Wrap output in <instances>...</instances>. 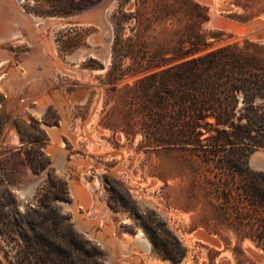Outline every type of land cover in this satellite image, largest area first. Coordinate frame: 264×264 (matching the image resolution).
<instances>
[{
	"label": "rangeland",
	"instance_id": "374dc122",
	"mask_svg": "<svg viewBox=\"0 0 264 264\" xmlns=\"http://www.w3.org/2000/svg\"><path fill=\"white\" fill-rule=\"evenodd\" d=\"M199 1L209 7L203 30L217 33L200 53L246 39L264 45V31L247 29L264 26V0ZM101 2L50 15L35 11L55 0H0V211L14 229L0 219V264H27L22 215L38 207L57 237L84 241L87 264H264V212L243 209L250 201L242 192L252 189L245 177L264 172L252 162L264 147L246 157L238 145L155 142L163 125L149 115L139 80L176 63L147 69L148 57L176 44L187 18L163 16L174 0H109L107 31L102 9L89 11ZM213 8L219 22L211 25ZM202 130V139L217 134ZM47 191L61 198L43 202ZM76 213L109 245L85 232Z\"/></svg>",
	"mask_w": 264,
	"mask_h": 264
},
{
	"label": "trees",
	"instance_id": "16d2710c",
	"mask_svg": "<svg viewBox=\"0 0 264 264\" xmlns=\"http://www.w3.org/2000/svg\"><path fill=\"white\" fill-rule=\"evenodd\" d=\"M55 1L51 9L35 12L70 15L102 0ZM164 10V17L173 15L180 21L186 17L187 22L179 28L180 36L174 46L162 48L147 58V69L176 63L139 80L149 115L157 116L163 125L155 132V142L158 145H187L206 140L216 148L238 145L247 152L246 157L251 148L264 147V45L246 39L242 45L234 42L200 53L213 44L209 35L217 38V33H207L202 28L209 18V7L199 0H174L166 2ZM249 17L241 15L240 19ZM116 41L117 37L115 53ZM167 117L172 120L169 124ZM227 128L233 131L229 132ZM202 129L214 130L217 134L202 139L205 134ZM252 131L256 132L255 136ZM252 174L253 179L244 178V185L252 189L242 190L250 201L243 202V209L252 208V211L262 213L264 172ZM48 193L43 195V202L61 198ZM22 217L27 228H23L21 235L24 246L20 253L27 264H35L34 257L41 264H87L82 259L88 252L84 241L74 236L57 237L40 207L27 210ZM0 219L8 231L14 232L13 223L5 212L0 211ZM154 244L158 246L156 241ZM259 246L264 248L262 239ZM166 258L173 262L181 260L171 255Z\"/></svg>",
	"mask_w": 264,
	"mask_h": 264
},
{
	"label": "bare ground",
	"instance_id": "6f19581e",
	"mask_svg": "<svg viewBox=\"0 0 264 264\" xmlns=\"http://www.w3.org/2000/svg\"><path fill=\"white\" fill-rule=\"evenodd\" d=\"M109 3V0H107L106 1V3H105V5H103V8H101L102 9V11H101V13H102V24H104L105 26H103V27H105L106 28V30L107 31H109V29L107 28V24L105 23L106 21H105V18L103 17V9H104V7L107 5ZM108 6V5H107ZM111 6V5H110ZM215 7V6H214ZM14 8V7H13ZM217 8V7H216ZM108 9V8H107ZM220 9V8H219ZM212 17H217V14H216V9L215 8H213L212 9ZM92 14V13H91ZM92 18V17H91ZM25 19V18H24ZM23 19V20H24ZM54 19V18H53ZM27 20V19H26ZM87 21V20H86ZM61 22V21H60ZM95 22H96V20H95ZM52 23V22H51ZM90 23V22H89ZM96 25H98L97 24V22H96ZM45 26V25H44ZM49 26V25H48ZM28 27V26H27ZM26 27V28H27ZM104 28V29H105ZM11 30V29H10ZM37 30V29H36ZM105 30V31H106ZM38 31V30H37ZM13 32V31H12ZM39 32V31H38ZM33 33V32H32ZM37 33V32H36ZM11 35V34H10ZM17 35V34H16ZM13 36V35H12ZM95 37V36H94ZM106 44H108L107 42H106ZM50 46V45H49ZM108 46V45H107ZM105 47V46H104ZM104 49V48H103ZM109 49L110 48H107V47H105V49H104V51L102 52V54H103V56H104V58H107L108 57V54L110 53L109 52ZM85 52H86V50H85ZM81 53L82 52H79V53H76L74 56L75 57H78V56H81ZM99 54V53H98ZM43 56V55H42ZM96 56H97V53H96ZM110 57V56H109ZM103 59V58H102ZM49 60V59H48ZM108 61V60H107ZM47 65V64H46ZM48 66H50V65H48ZM59 67V66H58ZM58 69V68H57ZM85 76V75H84ZM85 78V77H84ZM57 102V101H56ZM59 104V103H58ZM39 108V107H38ZM42 109V108H41ZM41 109L39 110V112H41ZM41 114V113H40ZM57 130V129H56ZM52 133H53V131H52ZM54 136V135H53ZM56 136V135H55ZM57 137H58V135H57ZM56 138V137H55ZM57 139V138H56ZM60 141V140H59ZM59 143V142H58ZM94 143V142H93ZM53 152H54V150H53ZM65 152V151H64ZM62 153H63V151H62ZM62 159V158H61ZM252 162H253V164H254V166H262V167H264V152H258V153H256L254 156H253V158H252ZM62 164H63V161H62ZM64 165V164H63ZM30 187V186H29ZM24 189V188H23ZM73 189H74V192H75V194H77V195H79V194H81L82 193V191L80 190L81 188L77 185V184H75V183H73ZM21 193H23L22 191H21ZM25 194V193H24ZM83 195V194H82ZM85 196V195H84ZM82 197V196H81ZM80 198V197H79ZM140 203H141V205H147V204H149V203H151V201L149 200V199H147V198H141V200H140ZM73 208H75L74 207V205L72 206ZM77 209V208H76ZM76 209H74V210H76ZM164 211V210H163ZM76 212V211H75ZM74 212V213H75ZM76 216V221H77V223H78V225L83 229V230H85V232L87 231L88 232V234L90 233L92 236H94L95 238H97V239H99L100 241H102L106 246L107 245H109V242H107V241H105L104 239H103V237L100 235V234H97L96 232H94L93 231V229H91L90 228V225L87 223V222H85L83 219H82V217L80 216V215H78L77 213L75 214ZM93 228V227H92ZM97 232H99V231H97ZM211 236V235H210ZM202 238H203V236H201ZM207 237V236H206ZM110 239V238H109ZM204 239H208V238H204ZM111 241V240H110ZM209 241V240H208ZM219 243V242H218ZM109 249H112V248H109ZM114 249V248H113ZM113 253V252H112ZM111 257H113V256H111ZM116 257H117V255H116ZM114 260V259H113ZM116 260V259H115Z\"/></svg>",
	"mask_w": 264,
	"mask_h": 264
},
{
	"label": "water",
	"instance_id": "95a60500",
	"mask_svg": "<svg viewBox=\"0 0 264 264\" xmlns=\"http://www.w3.org/2000/svg\"><path fill=\"white\" fill-rule=\"evenodd\" d=\"M107 0L102 1L100 4L94 6L91 10L89 11H95L98 9L103 8V5H105ZM102 14V13H101ZM102 16V15H101ZM99 17V20H102V17ZM209 24L213 25V24H218L219 22V18L218 17H211L209 19ZM247 29L249 30V35H254V36H261L263 31H264V26L259 25L258 23L255 22H251L248 26ZM257 167H261L264 168L262 166H257Z\"/></svg>",
	"mask_w": 264,
	"mask_h": 264
}]
</instances>
